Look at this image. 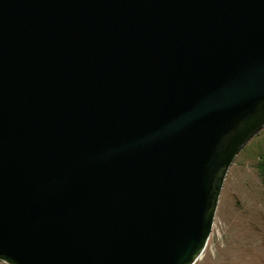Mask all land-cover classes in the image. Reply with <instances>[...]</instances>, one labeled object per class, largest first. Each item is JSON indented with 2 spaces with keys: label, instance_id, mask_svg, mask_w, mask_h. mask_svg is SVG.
<instances>
[{
  "label": "water",
  "instance_id": "95a60500",
  "mask_svg": "<svg viewBox=\"0 0 264 264\" xmlns=\"http://www.w3.org/2000/svg\"><path fill=\"white\" fill-rule=\"evenodd\" d=\"M264 128V0H0V263L195 264Z\"/></svg>",
  "mask_w": 264,
  "mask_h": 264
},
{
  "label": "rangeland",
  "instance_id": "374dc122",
  "mask_svg": "<svg viewBox=\"0 0 264 264\" xmlns=\"http://www.w3.org/2000/svg\"><path fill=\"white\" fill-rule=\"evenodd\" d=\"M263 161L264 128L234 158L209 242L195 264H264Z\"/></svg>",
  "mask_w": 264,
  "mask_h": 264
},
{
  "label": "trees",
  "instance_id": "16d2710c",
  "mask_svg": "<svg viewBox=\"0 0 264 264\" xmlns=\"http://www.w3.org/2000/svg\"><path fill=\"white\" fill-rule=\"evenodd\" d=\"M259 171L261 172L262 182L264 185V161L259 165ZM264 193V190H263Z\"/></svg>",
  "mask_w": 264,
  "mask_h": 264
}]
</instances>
